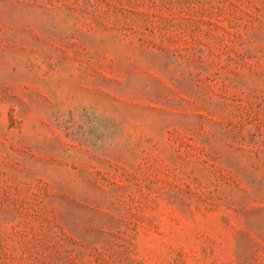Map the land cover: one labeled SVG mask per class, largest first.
Here are the masks:
<instances>
[{
	"label": "rangeland",
	"instance_id": "obj_1",
	"mask_svg": "<svg viewBox=\"0 0 264 264\" xmlns=\"http://www.w3.org/2000/svg\"><path fill=\"white\" fill-rule=\"evenodd\" d=\"M0 264H264V0H0Z\"/></svg>",
	"mask_w": 264,
	"mask_h": 264
}]
</instances>
